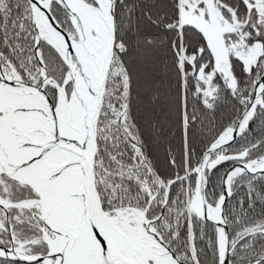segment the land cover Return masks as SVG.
Segmentation results:
<instances>
[{
  "label": "snow or ice",
  "instance_id": "snow-or-ice-1",
  "mask_svg": "<svg viewBox=\"0 0 264 264\" xmlns=\"http://www.w3.org/2000/svg\"><path fill=\"white\" fill-rule=\"evenodd\" d=\"M0 264H264V0H0Z\"/></svg>",
  "mask_w": 264,
  "mask_h": 264
}]
</instances>
